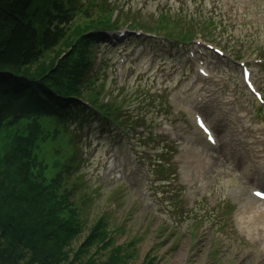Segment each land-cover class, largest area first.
Masks as SVG:
<instances>
[{
	"label": "rangeland",
	"instance_id": "obj_1",
	"mask_svg": "<svg viewBox=\"0 0 264 264\" xmlns=\"http://www.w3.org/2000/svg\"><path fill=\"white\" fill-rule=\"evenodd\" d=\"M114 1L125 19L131 14L154 25L163 13L182 20L172 34L192 28L198 39L184 47L163 33L156 32L160 37L153 41L129 33L122 41L93 47L89 76L103 61L96 81L99 77V83L115 90L112 96L139 98L140 105L129 97L124 103L128 135L97 122L67 128L73 133L68 143L76 150L69 172L84 183L74 198L85 224L76 249L103 217L112 244L105 250L100 242L90 248L86 259L95 264L107 262L115 246L125 264H264V232L252 244L238 221L240 206L252 188L260 187L257 155L264 141L247 144L259 131L246 126L264 124V104L247 91L240 63L231 62L232 54H238L241 62L257 67L255 78L264 93V68L257 60L264 56V0ZM199 43L226 51V57L204 51L207 78L197 73L202 54L193 62L186 50ZM184 87L186 92L179 94ZM195 92L203 96L195 106L201 111H196L204 112L218 139L208 160L188 142L212 148L198 129L194 109L182 103L185 94ZM12 144L6 132L1 151L9 152ZM47 149L41 144L36 149L44 165L51 161ZM242 177L250 183H242ZM200 179L208 183L205 190Z\"/></svg>",
	"mask_w": 264,
	"mask_h": 264
},
{
	"label": "trees",
	"instance_id": "obj_2",
	"mask_svg": "<svg viewBox=\"0 0 264 264\" xmlns=\"http://www.w3.org/2000/svg\"><path fill=\"white\" fill-rule=\"evenodd\" d=\"M124 15L114 0H0V141L6 132L13 139L9 152L0 149V264H95L86 259L90 248L112 244L102 217L74 245L85 226L74 199L84 183L69 172L76 150L67 128L88 121L128 134L124 103L134 101L96 81L103 61L89 76L93 47L111 44L110 33L125 25L178 41L195 35L172 34L182 20L163 13L154 25ZM40 144L48 146L47 165ZM120 250L103 264H125Z\"/></svg>",
	"mask_w": 264,
	"mask_h": 264
},
{
	"label": "bare ground",
	"instance_id": "obj_3",
	"mask_svg": "<svg viewBox=\"0 0 264 264\" xmlns=\"http://www.w3.org/2000/svg\"><path fill=\"white\" fill-rule=\"evenodd\" d=\"M195 150H199V148H195ZM202 155H203V153H202ZM186 176L189 177L190 175L186 174ZM201 182H203V181H201ZM253 211L254 212H259V213H264V205L255 206ZM241 212H242V210H241ZM259 213H257V214L259 215ZM239 215H240V217H239L240 218V224H244L245 226L247 225V228L251 229V226L253 224H247L248 223L247 222L248 218L245 216V213H240ZM253 221H255V220H253Z\"/></svg>",
	"mask_w": 264,
	"mask_h": 264
},
{
	"label": "snow or ice",
	"instance_id": "obj_4",
	"mask_svg": "<svg viewBox=\"0 0 264 264\" xmlns=\"http://www.w3.org/2000/svg\"><path fill=\"white\" fill-rule=\"evenodd\" d=\"M201 123H202V121H201ZM261 194H264V193H261Z\"/></svg>",
	"mask_w": 264,
	"mask_h": 264
}]
</instances>
